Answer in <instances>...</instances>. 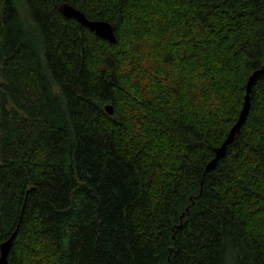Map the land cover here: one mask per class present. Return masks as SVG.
Here are the masks:
<instances>
[{"label": "trees", "instance_id": "obj_1", "mask_svg": "<svg viewBox=\"0 0 264 264\" xmlns=\"http://www.w3.org/2000/svg\"><path fill=\"white\" fill-rule=\"evenodd\" d=\"M262 67L264 0H0L9 261L264 264Z\"/></svg>", "mask_w": 264, "mask_h": 264}, {"label": "water", "instance_id": "obj_2", "mask_svg": "<svg viewBox=\"0 0 264 264\" xmlns=\"http://www.w3.org/2000/svg\"><path fill=\"white\" fill-rule=\"evenodd\" d=\"M62 14L67 18H73L79 22V24L87 29H89L91 32H94L99 38L109 41L110 43H116L117 38L114 32V27L108 22L103 21H91L89 20L82 12L77 10L76 8L70 6V5H63L61 7ZM259 79H264V67L256 71L249 79V82L247 84V94L245 97L244 106L241 112V115L239 117L238 122L234 125L232 130L230 131L225 143L222 145L220 149L216 151V157L215 159L209 164L208 169L212 170L216 167L218 161L224 157L226 153V148L229 144L233 142L236 135L239 133L240 128L244 121L246 120V117L248 115L249 109H250V93L252 91L253 86L256 84V82ZM107 112L110 115H113L114 109L112 106L106 107ZM14 236L11 237L8 241L4 242L0 246V264H12L9 261V253L12 246V241L14 239Z\"/></svg>", "mask_w": 264, "mask_h": 264}]
</instances>
